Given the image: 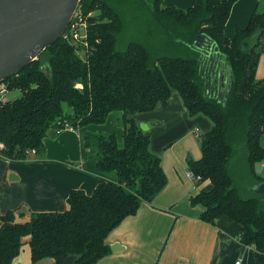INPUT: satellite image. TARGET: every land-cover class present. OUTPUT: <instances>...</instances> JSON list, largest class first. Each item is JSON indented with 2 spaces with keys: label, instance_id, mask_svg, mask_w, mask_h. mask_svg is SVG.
I'll list each match as a JSON object with an SVG mask.
<instances>
[{
  "label": "trees",
  "instance_id": "16d2710c",
  "mask_svg": "<svg viewBox=\"0 0 264 264\" xmlns=\"http://www.w3.org/2000/svg\"><path fill=\"white\" fill-rule=\"evenodd\" d=\"M236 0H196L188 8L164 0H81L86 21L82 40L62 35L39 57L4 81L22 95L0 100V141L4 159L28 160L45 149L44 139L58 120L74 129L103 123L122 111L123 144L116 134L98 141L102 179L92 193L73 188L64 211L18 210L0 213V264H12L26 243L31 262L53 258L63 264H94L111 251L110 232L136 214L168 183L162 157L135 115L167 105L177 91L191 115L205 114L212 127L200 137L202 156L189 159L198 183L211 187L191 196L201 218L217 223L228 216L240 225V240L264 264V193L251 188L264 181V78L256 77L264 52L263 8L255 10L233 37L226 23ZM231 88L225 99L221 67ZM229 71V75H228ZM222 96V98H221ZM33 149L36 150L33 153ZM248 189L250 196L243 195Z\"/></svg>",
  "mask_w": 264,
  "mask_h": 264
},
{
  "label": "crops",
  "instance_id": "0c3cea01",
  "mask_svg": "<svg viewBox=\"0 0 264 264\" xmlns=\"http://www.w3.org/2000/svg\"><path fill=\"white\" fill-rule=\"evenodd\" d=\"M195 1L164 0V4L188 8ZM263 1L236 0L226 34L233 37L237 27L246 26L252 13L263 8ZM256 77L264 78V52ZM122 116V111H112L103 123L61 133L53 127L42 152L28 160L0 158V213L17 209L18 218L25 219L30 211H64L69 208L71 189L92 193L102 179L118 180L116 171H99L98 141L101 135L114 133L119 145L123 144ZM135 119L146 125L151 150L162 157L168 183L110 232L111 251L94 264H238L239 260V264H257L255 248L240 240L238 222L228 216L217 223L205 221L202 206L190 201L191 196L211 187L209 180L198 183L187 175L189 159L202 156L200 137L212 127L211 119L202 113L191 115L177 91L167 105L137 113ZM258 171L264 174V161ZM22 249L12 264L31 262L29 243ZM43 260L48 261L42 264H52L54 259L35 264Z\"/></svg>",
  "mask_w": 264,
  "mask_h": 264
},
{
  "label": "water",
  "instance_id": "95a60500",
  "mask_svg": "<svg viewBox=\"0 0 264 264\" xmlns=\"http://www.w3.org/2000/svg\"><path fill=\"white\" fill-rule=\"evenodd\" d=\"M80 1L0 0V82L21 71L61 37ZM220 71L221 93L226 99L231 80L226 76L225 64ZM140 126L146 129L143 123ZM251 189L263 194L264 181ZM76 259V254H70L63 264H76Z\"/></svg>",
  "mask_w": 264,
  "mask_h": 264
},
{
  "label": "built area",
  "instance_id": "2783aa9c",
  "mask_svg": "<svg viewBox=\"0 0 264 264\" xmlns=\"http://www.w3.org/2000/svg\"><path fill=\"white\" fill-rule=\"evenodd\" d=\"M81 24L82 27L79 26ZM86 21L82 17L80 13H75L74 17L72 18L71 22L69 23L68 27L66 28L65 32L62 34V36L65 39L69 40H82L85 39L87 36V30H86ZM9 87L8 84L5 81L0 82V100L5 102L8 100L6 93L8 92ZM57 133H61L65 129H74L73 126L68 122L67 120H58L57 124L54 126ZM5 147L4 142L0 141V158H4L3 153L1 152V149ZM33 153L36 152L35 149L32 151ZM187 175L190 177H193L195 179H199L200 176L196 175L192 169H188ZM237 263H240V260L237 261Z\"/></svg>",
  "mask_w": 264,
  "mask_h": 264
},
{
  "label": "rangeland",
  "instance_id": "374dc122",
  "mask_svg": "<svg viewBox=\"0 0 264 264\" xmlns=\"http://www.w3.org/2000/svg\"><path fill=\"white\" fill-rule=\"evenodd\" d=\"M79 26L82 27L81 24H79ZM228 75H229V71H228ZM6 95H7V98L9 100H14V99H16L22 95V91L18 88L9 89L8 92L6 93ZM250 194L251 193L249 192V190L247 188L243 189V195L244 196H250ZM25 241L28 242V237L25 238ZM23 249L21 251H23ZM46 261H48V260H43V262H40L39 264L46 263Z\"/></svg>",
  "mask_w": 264,
  "mask_h": 264
}]
</instances>
